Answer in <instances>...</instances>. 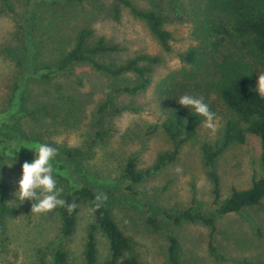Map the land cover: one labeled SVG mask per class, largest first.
I'll return each mask as SVG.
<instances>
[{
  "label": "rangeland",
  "instance_id": "1",
  "mask_svg": "<svg viewBox=\"0 0 264 264\" xmlns=\"http://www.w3.org/2000/svg\"><path fill=\"white\" fill-rule=\"evenodd\" d=\"M129 1L137 9L154 8L162 15L163 28L171 35L169 51L159 47L145 24L127 8L118 4L114 21L112 0H84L44 6L39 15L40 26H33L31 32L29 54L17 38L18 25L27 14L24 0H9L11 14L0 6V114L7 108L13 85L20 75L19 65L24 64L27 54L31 55L34 68L53 63L71 47L72 36L80 28L91 30L90 41L102 37L118 47V52L100 56L99 61L122 63L142 54L160 59L158 64L150 66L149 86L134 96L118 95L112 109H126L105 113L99 118L100 124L96 123L97 104L111 84H133L132 74L112 79L87 64H74L48 83L33 78L26 80L23 98L15 112L0 124L2 184L7 205L12 209L4 222L5 232L0 234V264H34L37 251L50 264L51 253L56 248L66 253L68 264H83L84 235L92 221L88 206L80 200L74 201L78 205L75 230L70 237L62 238L55 210L49 214L31 213L34 201L22 202L15 196L21 166L34 159V146L38 143L58 151L52 165L57 187L64 190L62 196L68 184H86L96 195L107 196L103 203L110 209L118 228L129 238L130 253L137 256L140 264H164V232L178 239L180 264H239L242 260L264 264V198L260 205L248 207L242 213L215 218L213 254L207 249L206 226L198 222L173 226L158 216L188 207L194 213L210 215L205 207L211 201V183L199 146L218 138L226 116L225 109L213 96L203 98L194 92L185 93L204 99L218 117L217 129L205 128L202 120L174 162L132 185L131 192L125 190L122 169L129 155H135L137 169H145L158 153L169 147L157 126L161 106L154 90L161 78L182 66L178 55L191 45L189 29L194 0ZM261 73L264 68L255 69V88ZM97 131H103L104 136L96 138ZM62 149L78 151L65 157L60 153ZM257 157V140L248 137L246 144L232 146L216 159L214 171L220 199L226 198L231 188L240 190L250 185L251 174L258 173ZM147 216L158 219L160 232L148 227ZM94 237L96 264H101L108 257L106 241L98 231Z\"/></svg>",
  "mask_w": 264,
  "mask_h": 264
},
{
  "label": "trees",
  "instance_id": "2",
  "mask_svg": "<svg viewBox=\"0 0 264 264\" xmlns=\"http://www.w3.org/2000/svg\"><path fill=\"white\" fill-rule=\"evenodd\" d=\"M60 1L70 4L84 0H24L27 14L18 25L17 38L29 54L32 52L31 32L34 27L40 26L41 10L44 6H55ZM112 1L111 16L114 21L117 20L120 4L145 24L163 51L170 50L171 35L163 28L162 15L156 9H137L129 0ZM0 6L7 13H12L9 0H0ZM191 9V45L178 55L182 66L161 78L154 90L161 106V120L157 126L169 147L158 153L152 164L145 169H137L135 155H129L123 165L122 178L125 190L131 192L132 185L155 175L174 162L180 148L193 137L194 130L203 120V117L196 116L191 109L179 105L180 96L192 92L203 98L213 96L225 109L226 116L218 138L213 143L204 142L199 146L206 176L211 183V201L205 207L210 215L194 213L191 207L158 215L173 226L195 222L206 226L207 249L213 254L215 218L242 213L248 207L260 205L264 198V96L257 94L254 82L255 69L264 68V0H194ZM90 37V29L76 30L71 47L55 62L38 68L31 65V55L27 54L24 64L19 65L20 75L13 85L7 108L0 114L3 115L0 124L15 112L23 98L24 84L28 78L48 83L54 76L67 72L74 64H87L112 79L132 74L135 77L133 84L122 86L114 83L109 86L96 106V123L100 124L99 118L109 111L120 112L126 109H112L114 99L118 95L134 96L143 92L151 82L150 66L158 64L160 59L142 54L122 63L102 62L98 57L118 52V47L102 37L94 41H90ZM104 134L103 131H97L95 137L101 138ZM248 137H254L258 143V173L254 171L251 174L247 188H231L229 195L220 199L218 177L214 171L215 161L230 147L246 144ZM77 151L62 149L60 153L71 157ZM96 196L95 190L89 185L68 184L67 192L61 197L67 203L75 200L84 202L91 213L92 221L86 228L82 245L83 264H96V231L104 237L108 251L107 259L101 264H140L137 256L130 253L131 242L116 225L110 209L104 203L96 209ZM11 212L5 199L0 166V234L5 232L4 222ZM55 215L60 237H70L75 230V212L69 214L66 208L58 207ZM145 222L152 231L160 232L159 221L155 216H147ZM163 237L166 242L164 264H180L178 239L166 232ZM34 264H46L41 251L36 252ZM50 264H68L66 253L61 249H54ZM239 264L252 263L242 260Z\"/></svg>",
  "mask_w": 264,
  "mask_h": 264
},
{
  "label": "clouds",
  "instance_id": "3",
  "mask_svg": "<svg viewBox=\"0 0 264 264\" xmlns=\"http://www.w3.org/2000/svg\"><path fill=\"white\" fill-rule=\"evenodd\" d=\"M256 91L258 95L264 96V73L258 75ZM178 103L182 107L191 109L196 116L203 117L205 128L212 131L217 129L218 117L210 110L203 98L185 94L180 97ZM33 153L34 159L31 162H24L21 166L16 198L22 202L34 201L31 213L35 214H49L58 207L66 208L69 214L75 212L77 203H67L61 198L64 190L63 187H57V180L54 177L52 161L58 155L57 149L48 144L38 143L34 146ZM106 200V195H97L96 209Z\"/></svg>",
  "mask_w": 264,
  "mask_h": 264
}]
</instances>
